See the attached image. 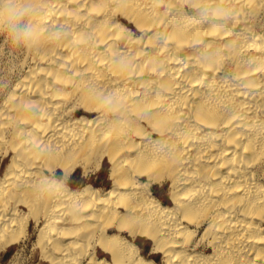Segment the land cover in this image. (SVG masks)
Listing matches in <instances>:
<instances>
[{
    "label": "bare ground",
    "instance_id": "obj_1",
    "mask_svg": "<svg viewBox=\"0 0 264 264\" xmlns=\"http://www.w3.org/2000/svg\"><path fill=\"white\" fill-rule=\"evenodd\" d=\"M32 3L0 28V253L32 221L44 264H264V0Z\"/></svg>",
    "mask_w": 264,
    "mask_h": 264
},
{
    "label": "rangeland",
    "instance_id": "obj_2",
    "mask_svg": "<svg viewBox=\"0 0 264 264\" xmlns=\"http://www.w3.org/2000/svg\"><path fill=\"white\" fill-rule=\"evenodd\" d=\"M6 43V44H5ZM4 45H1V47L5 46L4 48H1L0 51V84H2L6 79L9 77L7 76V63L10 57L9 53V43L5 42ZM12 45V43H10ZM9 54V55H8ZM8 56V57H7ZM5 61V62H4ZM7 61V62H6ZM7 65H6V64ZM6 160L0 164V169L2 171L3 164H5ZM108 168L109 163L107 162L106 158L102 161V164L98 169H91L86 173L85 175L82 174L81 168L76 167V169L70 174V178H68L69 183L71 186H80L85 183H91L94 186L99 187H109L110 185V179L108 178ZM95 171V172H94ZM57 175H61L60 169L57 170ZM153 190L157 197H159L164 203H170L169 193H168V182H165L163 185L156 186V184L153 185ZM33 222L30 221L28 233L29 236L24 241H19L15 244H12L7 247V249L0 253V261L7 262L10 259L14 260L13 264H44L42 260H40V253L39 249L34 246V239H35V233L36 228L33 226ZM29 238V239H28ZM136 244L140 247V249L143 251V254L146 256H149V258H154L156 261L161 260L160 253H154L151 252V241L148 239H145L143 237L138 236L135 240ZM33 244V246H32ZM35 247V250H34ZM32 249V250H31ZM34 250V251H33ZM103 255L109 256L106 253H103ZM32 254V255H31ZM148 258V257H147Z\"/></svg>",
    "mask_w": 264,
    "mask_h": 264
},
{
    "label": "clouds",
    "instance_id": "obj_3",
    "mask_svg": "<svg viewBox=\"0 0 264 264\" xmlns=\"http://www.w3.org/2000/svg\"><path fill=\"white\" fill-rule=\"evenodd\" d=\"M35 15L36 7L32 0H0V28L7 30L16 43L27 42L33 37ZM60 36L58 30L49 33L52 40L59 39ZM122 63L123 61H117L118 65Z\"/></svg>",
    "mask_w": 264,
    "mask_h": 264
}]
</instances>
